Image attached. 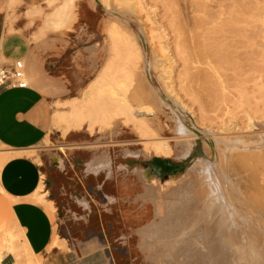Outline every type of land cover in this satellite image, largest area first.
Listing matches in <instances>:
<instances>
[{"label": "rangeland", "instance_id": "1", "mask_svg": "<svg viewBox=\"0 0 264 264\" xmlns=\"http://www.w3.org/2000/svg\"><path fill=\"white\" fill-rule=\"evenodd\" d=\"M48 1L45 0L38 5L42 8L43 15L36 18L33 25L24 17V12L29 9L28 6H19L10 10L7 8L8 0H0V12L6 13L7 21L14 30L23 32L29 38L34 50L39 54L36 61L44 67L42 71L34 70L36 78L30 86L38 88L47 99V136L40 145L24 153L23 156L31 158L41 167L42 178L44 177V180H42L44 191L49 193L48 200L54 203L57 210L55 218H52L49 214L55 225V231L57 230V234L54 235L59 240V247L57 248L61 247L55 253H72L76 257L83 245L95 242L101 245L100 249L88 257L85 256L81 264H158L159 262V264H162V262L165 264L168 257V260H173V262L169 263L167 260L166 264H190L189 262L196 264L198 261L193 259L194 256L198 258L200 251H202V253L200 252L201 256H199L201 259H198L202 262L206 256L203 254H206V251L209 250L208 246L211 247L210 242L212 243L214 240V242L221 244L224 240L222 245L225 246V227H222L225 224L221 222L222 225L217 226L218 220L224 222L225 219L223 217L222 201L219 200L222 192H216L215 194V191L219 190L217 188L220 187L214 185L209 187L204 181V176L197 178L196 163L198 160H202L208 165L216 164L217 173L220 177H223L224 174L229 175L228 169L231 165L229 157L233 154L236 162L234 163L238 167L240 146L235 144L232 145L234 148L232 146H229V148L223 144V140L233 141L238 136L236 140L248 137L260 142V139L264 138V0H108L107 3L113 10L114 7L118 9V12L121 10V13L129 19V25L122 26V31L128 35L132 34L130 35L132 39L136 37L138 40L140 37L143 38L146 44L147 59L150 63H153V59L156 58L157 61H160L159 65L161 64L162 68L157 69V67V70L150 68L153 86L165 97L171 99L170 95L173 94L172 96H175L174 98H177V102L179 101V104L183 107L176 103L173 97L171 100L182 107L190 118L193 117L191 120L194 123L196 122L197 127L210 131L211 135L215 132L216 139H219V142L222 140V143L220 142L217 146V158L209 156L210 154L208 155L203 141L198 140L191 155L184 160H178L175 155L178 150L177 142L174 141L177 138L175 133L177 123L175 120L167 118L168 115L171 117V112L168 109H162L161 114H159V111H157L159 108L150 101L147 103V99L142 97L143 93L140 89L138 90L139 97H136L138 99L134 97V92L138 88L139 71L141 72L142 62L140 61H136L138 69L133 73V82L130 84L127 97H130L134 108L136 106L137 108L148 106L154 111L157 108L155 112L159 121L153 125V129L158 135L156 138L173 141L170 145L175 154L169 159L153 155L148 158L149 160H146L142 155L143 151H141L144 148V143L141 141L136 129L131 124H125L124 117L116 118L108 125L97 123L92 126L93 128L82 129L80 132L70 131L72 132L71 135L63 138V128L53 124L52 116L67 114L72 108L69 102L80 100L90 90L103 68L109 63L112 54L109 49L108 34L111 26L116 21L103 8L96 5L94 0H71L74 5V12L77 15V21L60 33H56L52 29L42 31L43 18L53 10V8L48 7ZM64 1L66 0H55V7L60 6ZM125 2L130 3L132 6L136 4L133 8L130 5V9L125 5ZM115 25L120 27L118 23ZM161 47L167 50L165 54L162 53ZM91 48L92 50H90ZM154 55L157 57L155 58ZM29 70L30 68H28V72L26 71L27 77L30 75ZM160 78L163 79L162 83L165 81L163 84L159 80ZM165 83L169 90L163 86ZM134 104L136 105L134 106ZM250 118L252 123L255 122L254 124L259 125L260 130L255 134L245 135L244 129L251 122ZM159 127H161V130L158 129ZM226 137L234 138L230 140ZM219 146L221 148L223 146L226 152H223L225 150ZM235 146L237 147L235 148ZM237 148L239 149L233 150ZM237 151L239 153L236 155ZM262 151L256 157L242 159L249 167L250 164L252 167L258 166V162L261 161L259 167H257L258 169L251 167L254 172H259L260 185L264 184V166L261 165L264 162V156L262 157L264 149ZM127 152H137L139 156L137 158L129 157L125 155ZM228 153L231 155L229 156ZM257 158L258 160L255 162ZM155 161H163L164 166L173 169L161 176V173L155 169ZM97 167L102 168L97 173L93 172V169ZM252 169L245 174H252ZM164 175H167V178ZM260 177L263 178V181ZM185 178L191 182L189 203H187L188 199L185 202L187 205L180 199L170 198L168 195L157 198L158 200L148 196L150 192L148 186L150 185L157 187L161 184L177 187L185 181ZM198 182L202 187L201 189L197 186ZM202 183H204L203 186ZM193 184L195 185L193 190L197 193L192 190ZM252 186L246 188L247 195L245 196L251 213L249 218L250 216L259 217L261 215H256L258 211L255 210L261 209V205L256 203L255 197L257 194L256 191L253 192L255 186ZM215 188L216 190H214ZM248 194H253L255 197H251V200ZM109 199H112V202ZM191 200L193 202L190 203ZM198 200H200V203ZM81 202H85L87 207L82 206ZM182 202L184 205H182ZM177 205L182 206L177 207L179 211L175 209ZM183 207L186 209H183ZM202 207L205 214L202 212ZM161 208L162 210H160ZM252 209L254 210L252 211ZM194 210L196 213H194ZM180 211H183V215ZM190 213H193L192 215L197 218ZM179 214V217L183 218H181L182 220L178 219ZM211 216L214 217L211 218ZM173 217L175 221L172 219ZM175 217L180 221L178 224ZM186 217L188 218L186 220L187 224L185 223ZM262 217L261 220L264 225V218L262 219ZM0 218L5 221L4 224L15 231L10 213L5 207L1 194ZM170 219L173 220L171 222L173 226L177 224L173 228L170 222H166ZM194 219H198L201 224L197 225L199 222ZM202 220H205L207 227L211 226L208 231L206 227V229L202 227L204 224ZM206 220L212 221L211 224ZM192 225H195L194 228ZM2 226L3 223L2 225L0 223V233ZM179 226H181V231ZM183 228H189L187 229L189 238H180L184 237L183 235L186 236V231ZM195 228L196 231H194ZM197 231L198 233H196ZM179 232L184 234L180 235ZM206 232L214 239L206 235ZM199 234L206 237L207 241L205 238H200ZM175 235L180 236L176 238ZM192 235L193 237H191ZM194 236H197L196 241ZM263 236V233H260V236L257 235L259 239L260 237L263 239ZM158 237L159 239L156 240ZM207 237L212 238V241L208 240ZM160 238L168 241V238H171L172 241L164 243L166 247L169 245V248H167L168 250L171 249V253L170 250L167 251L166 249L165 251L166 247L163 248L160 245L164 242ZM178 238L181 241H178ZM219 238H221V242H218ZM183 239H186V241H183ZM201 239L203 242L205 240L203 244H201ZM60 240L64 241L61 242ZM148 240H150V243L146 245ZM151 242H155L156 245H152ZM170 242H173V245L177 243V246L171 245L173 250L172 247L170 248ZM180 242H182L181 245ZM217 243H214L216 245H213L216 247L212 245L211 249L213 250L214 247L216 250L221 251L218 252L214 249L215 251L213 250L212 253L210 250V253L215 254V256L208 252L209 256L214 258L210 259L207 254L206 258H208L204 259L203 264H213V261L215 264H225L226 258L229 261L228 256L225 254L226 249H220L223 246L220 245L219 247ZM65 244L66 247H63ZM147 247H149V250H147ZM175 247L179 249L183 247L184 251L180 250V253L182 251L185 255L179 254V250H176ZM203 249H207L206 253L203 252ZM163 251L169 252V256H165ZM172 251L175 252L173 254L180 257H176V255L170 257ZM156 253L165 257L162 258L158 254V257L161 258L159 260L155 256ZM148 255L150 257L153 255L158 260H155L156 258L153 256L149 259ZM188 256L193 258L188 259ZM219 256L220 258L216 262L215 257ZM42 257L44 258L43 264H47L51 256ZM187 260L192 261L188 262ZM227 263L229 264V262Z\"/></svg>", "mask_w": 264, "mask_h": 264}, {"label": "bare ground", "instance_id": "2", "mask_svg": "<svg viewBox=\"0 0 264 264\" xmlns=\"http://www.w3.org/2000/svg\"><path fill=\"white\" fill-rule=\"evenodd\" d=\"M128 1H131V0H128ZM107 2H108V0L107 1H105V0H94V3L96 5H98L101 8H103L105 10V12L107 14L111 15L113 17L112 19L114 21H116L120 25V27L116 26L115 24H117V23L115 22V24H113L111 26V28L109 30V34H108L109 35L108 36L109 37V49H110V53L112 54V58H111V60L108 61L109 63L103 68V70H102L100 76L98 77V79H96L94 81V84L90 88V90L89 91L86 90L87 92L83 95V97L80 100H72V101L69 102L70 105L72 106V108L67 114H65V115L64 114L63 115H55V116L52 117L53 124L58 125L59 128L62 127L63 128L62 135L65 136L70 131H81L82 129L91 128L93 125H95L97 123H99L101 125H108V124H110V122L112 120H115L116 118H119V117H124L125 124L126 125H130L131 124L136 129V131L138 132V135L140 136L141 141L144 143V148H143V150H141V151H143L142 155L144 156V158L148 159V158L152 157L153 155H155V156H159V157L162 156V157H165V158L169 159L170 157H172L175 154V152L173 151V149H172V147L170 145V143H172L173 141H169V140L164 139V138H156V136L158 137V135H156L157 133L153 129L154 123L159 121V118H158V116H157V114L155 112L156 109L159 108V110L157 109V111H159V114H161L160 111L162 109H168V111L171 112V117H170V115H168L167 118L170 119V120H173V121L175 120L176 123H177V131L175 132L176 135H177V138L174 139V141L177 142V146H178L177 153L175 154L177 159L178 160L187 159L191 155L192 151L194 150L195 143L198 140H202L203 141L204 146L206 148V151L208 152V155L210 154L209 156H213L214 158H217V153H216L217 146L219 145L220 142L222 143V140H220V142H219L218 141L219 139L218 140L216 139V137L214 136L215 132L211 135L210 131L205 130L203 128L197 127L196 126L197 124H195L196 122L194 123L191 120V118H193V117H191V118L189 117V115L185 112V110H183V108H182L183 106L181 104H179V101L177 102V100H176L177 98L175 99L174 98L175 96H172L173 94L170 95L171 99L174 98L175 102L178 103L179 105H181L182 107H180L178 104H175L169 97H165L164 95H162L159 92V90L153 86L152 79H151V74H150V68H153V69L154 68L156 69L157 67H158L157 69L162 68L161 64L159 65L160 61L156 60L157 59L156 55H154L156 59H153L154 60L153 63H150L148 61L146 44H145L143 38L140 37L139 40H138L137 37H136L137 39L136 38L132 39L131 38L132 36L130 37V35H132V34L128 35L127 33H124L122 31L121 27L122 26L126 27L127 25H129L128 24V23H130V22H128L129 19L121 13V10H119V12H118V9H115V7H114V10H113L111 8V6H109V4ZM119 2H121V1H119ZM125 3H126L125 5L128 6L130 9H131V7L133 8V6L136 4L135 3L132 6L130 3L128 4V2H125ZM122 4H124V3H122ZM130 5H131V7H130ZM161 49H162L161 50L162 53L165 54L167 50L164 47H161ZM90 50H92V48ZM92 53H93V51H92ZM183 55H184V53H183ZM136 61L142 62V66L140 67L141 69L139 68L141 70V72L139 71L140 76L138 77L139 78L138 79V81H139L138 82V88L135 87L136 91L134 92V97L135 98L139 97L138 90L140 89V91L143 93L142 94L143 96L142 95L141 96L147 99L146 100L147 103L150 101L151 103L156 105L157 108L155 109V111L153 109L149 108L148 106H140L138 108L136 106V108H137L136 109V108L133 107V105L131 103V100H130V97L129 98L127 97L128 89L130 88L131 82H133V73H134V71H136L138 69V67H137L138 65H137ZM249 68H251V67H249ZM252 68H254V67H252ZM159 80L162 83L163 79L161 80V78H160ZM164 82L165 81H163V83ZM27 83H28V80H27ZM28 85H29V83H28ZM163 86L166 87L167 86L166 83ZM168 88L166 87L167 90H169ZM131 98H132V96H131ZM136 99H138V98H136ZM77 101H79V102H77ZM135 105L136 104H134V106ZM250 121L251 122L244 129V134L245 135H248L250 133L255 134L256 132H258L260 130L259 125L254 124L255 122L252 123V119L251 118H250ZM160 128L161 127H159L158 129H160ZM160 130H158V131H160ZM228 134L231 135L232 133H228ZM238 134H240V133H238ZM258 134H260V133H258ZM226 136H227V134H226ZM228 137H226V138L230 139V140L234 138V137L233 138L232 137L228 138ZM236 138H238V136ZM236 138H235V140L233 139V141H229V140L226 141V139H225V141L223 140V142H224L223 144H225L228 147L232 146V145H235V144L240 146V149L239 148L233 149V150H238V149L240 150L239 151L240 153L238 151H237V153H235L236 151L233 152L236 155L239 153L238 156L240 157V159H238V161H237L238 162L237 163L238 167H236V165H235L236 162L234 161L235 159H234V156H233L232 152L230 151L232 155L229 154L230 152L228 153L229 156L231 155L229 157L231 159L230 160L231 162L229 161L231 165H230L229 169L226 168V169L229 170V173H228L229 175L224 174L223 177H220L219 173H217L218 169H217V165L216 164L208 165L205 162H203L202 160H198V162L196 163V166H195V171H196V177L197 178H199L201 176H204V181L208 184L209 187H211L213 185L216 186V187L217 186L220 187V188H217L219 190L215 191V194H216V192L217 193L218 192L219 193L222 192L221 193L222 196L220 197L222 199L219 198V200L222 201L223 217H224L225 221L223 222L221 220H218L217 226L221 222H222V224L223 223L225 224V225L220 224V225H222V227L223 226L225 227V230H224L225 231L224 232V237L226 239L225 246L222 245L224 243V240L222 241L221 238H219L218 242L222 241L223 243L221 242V244H219L217 242H214V240H213V242L212 243L210 242L209 245H211V247H212V245L214 243H217V245L219 244V247H220V245L223 246V248L221 247L220 249H223V250H224V248L226 249V253L225 254L228 256L229 261H227V258L225 257L226 258V260H225L226 263L225 264H228L227 262H229V264H264V236H263V239H261V237H260V239H259V237H257V235L260 236V233H263V235H264V225H263V221L261 220V217L264 215V186H263L264 184L262 183L263 185H260L261 182L259 180V176H260L259 172L256 173V171L254 172V170L252 169L253 167H256V169H258L257 167H259V165H260L259 162H261V161L258 162V164H259V165L257 164L258 166H253V167L251 166V164H250V167H249V165L245 161H242V159L245 160L248 157H252V156L256 157V155L261 154V153H259L260 151L263 152L262 150L264 149V138L260 139L261 140L260 142H256V140H252V138H248V137H243V139H241V140H236ZM240 138H242V137L240 136ZM222 139H224V138H222ZM232 147L234 148V146H232ZM232 147H231V150H232ZM236 147L237 146H235V148ZM222 148H223V146H222ZM219 149H218V151H219ZM223 150H225V149L223 148ZM223 152H226V150L223 151ZM125 155L129 156V157H134V158H137L139 156V154L137 152L136 153H128L127 152ZM226 155H227V153H226ZM263 156L264 155H262V157ZM107 160H109V159H107ZM257 160H258V158L255 160V162ZM3 162L4 161H0V171H1L2 166H3ZM108 162H110V161H108ZM261 165L264 166V162ZM219 168H220V166H219ZM251 169L253 171L252 174L247 173V175H246L245 173L247 171L251 170ZM261 173L262 172L260 171V174ZM236 175H238V176H236ZM141 176L144 178L142 173H141ZM261 177H260V179L262 180L264 177L263 178H261ZM190 183L191 182L188 179L185 178V181L181 185H179L177 187H171L170 185H161V184H159V186H157V187H153V185H150V186H148V188L150 189V192H149L148 196H150L152 199H157V198H160V197L163 198L164 196L168 195L170 198H174V199H177V200L180 199L184 203L188 199L187 203H189V199H190L189 197L191 195V191H190L191 184ZM204 183H202L201 185L203 186ZM221 183H222V186H221ZM197 184H198L197 185L198 188L201 189L202 187L199 185V182ZM252 185L255 186V190H253V192L256 191L257 195L252 192L253 194L256 195V197H255V195L253 196V194H248V196L250 198L251 197H255L256 200L258 201V202L256 201V203H260L262 210L261 209H256V207H257L256 206L255 207V209H256L255 211L256 212L258 211V214L256 213V215H258V216L260 214L261 215L259 217H254L253 216L254 218L250 216V218H249V215H251V213L249 212V210H250L249 203L247 202L248 200L246 201L245 196L247 195V189L246 188H248V186L251 187ZM197 186H196V188H197ZM194 187H195V185L192 186V190L194 189ZM214 190H216V188ZM43 191H44V187L42 185V186H40L39 190L37 191V193L33 197V200H34L35 203H38V204L44 206L46 208L47 213L50 214V216L52 218H55L57 210H56L54 204L47 200L48 193H44ZM198 191H200V190H198ZM250 191H252V190H250ZM194 193H197V191H194ZM209 199H211V197H209ZM247 199H249V198H247ZM251 200H252V198H251ZM198 201L200 203V200H198ZM211 201H212V199H211ZM218 201H217V204H218ZM163 202H165V201H163ZM174 202H176V201H174ZM191 202H193V200H191L190 203ZM202 202H205V201H202ZM171 203H173V202L171 201ZM184 203L182 205H184ZM206 203H207V201H206ZM254 203H255V200H254ZM154 204H155V202H154ZM163 204H165V203H163ZM193 204H191V205H193ZM157 205H158V203H157ZM168 205H170V204L168 203ZM191 205H190V207H192ZM251 205H253V204H251ZM159 206H157V207H159ZM165 206H167V205H165ZM178 206L182 207L180 205H177L176 208H175L176 211L178 210L177 209ZM199 206H201V205H199ZM174 207H172V208H174ZM186 207L189 208L188 206H186ZM205 208L208 209L207 207H205ZM183 209H186V208L183 207ZM194 209H195V206H194ZM197 209L200 210L199 208H197ZM160 210H162V208ZM253 210L254 209H252V211ZM182 212H181V214H182ZM202 212L203 213L205 212L203 210V207H202ZM173 213H174V211H173ZM194 213H196L195 210H194ZM207 213H209V212L207 211ZM169 216H171V215H169ZM179 216H180V214L178 215V217ZM192 216H194V215H192ZM213 217L211 216V218H213ZM181 218L182 217H179L178 219H181ZM195 218H197V217H195ZM263 218L264 217H262V219ZM161 219H162V216H161ZM172 219L174 220V217ZM172 219H170V221H166V222H170V224H171V222L173 221ZM175 219H176V217H175ZM187 219L188 218L186 217L185 218V223L186 224H187V221H186ZM200 219H202V217H200ZM221 219L223 220V218H221ZM194 220L199 222L197 225L201 224L200 221H198V219H194ZM0 221H1L0 222L1 225L3 223L2 230H1V233H0V264H3L4 259L7 256H9V255L14 257V259H15V263L14 264H43V262H44L43 258L40 257V256H36L32 252V250L30 249L27 241L25 240V238L23 236V232L21 233L20 229L17 228V227H16L15 231H13V229H10L7 224H4V221H2V220H0ZM196 221H194V222L196 223ZM204 221L205 220H202V223ZM206 221L210 222V224L212 222V221H208V220H206ZM160 222H162V221H160ZM163 222H164V219H163ZM166 222H165V226H166ZM176 222L178 224V222H180V221L176 219ZM170 224H169V227H170ZM177 224H175V225H177ZM174 226L171 224L172 228ZM192 226L194 228L195 225H192ZM200 226H202V225H200ZM202 227H204V228L206 227L207 231H208V229H210L209 227H211V226L209 225L207 227L205 225V222H204ZM180 228H181V226H179V229ZM157 229H158V227H157ZM183 229H185V228H183ZM187 229H189V228L185 229L186 236L183 235L184 237H180L181 239L188 237L187 236V234H188L187 233ZM205 229H204V231H205ZM158 230H160V229H158ZM181 230L182 229H180V231ZM157 231H155V232L157 233ZM194 231H196V228L194 229ZM201 231L203 232V230H201ZM212 231H213V229H212ZM171 232H172V230H171ZM188 232H189V230H188ZM193 233H195V232H193ZM196 233H198V231ZM147 234H145V235H147ZM175 234H177V233H175ZM178 234H180V232ZM182 234H184V233H182ZM182 234H180V235H182ZM201 234H203V233H201ZM205 234L209 235L207 232ZM212 234H214V233H212ZM180 235H177V236H180ZM193 235L191 237H193ZM177 236H176V238H177ZM194 237L196 238L197 236H194ZM199 237L201 238L202 235L200 236V234H199ZM209 237H212V236L209 235ZM209 237H207L208 240L212 241L213 237L210 238V239H209ZM180 238H178V241L180 240ZM202 238L206 239V237H202ZM157 239H159V237L156 238V240ZM160 239L164 240V238H160ZM168 239H169V241L171 240V238H168ZM150 240H148L146 242V245L150 243L149 242ZM196 240H197V238L195 239V241ZM216 240H217V238H216ZM153 241H154V239L152 240V242ZM166 241H168V240L165 239L164 242L161 241L162 244L160 243V245L163 246V248L166 247V246H164V243ZM183 241H186V239L185 240L183 239ZM201 241H202V239H201ZM206 241H207V239H206ZM158 242H159V240H158ZM189 242H190V240H189ZM204 242H205V240H204ZM204 242L202 241L201 244H203ZM170 243H171L170 244V248L172 247V250H173V246L174 245L177 246L176 245L177 243L174 244V245H173V242H170ZM181 243L182 242H180V245H181ZM205 244H204V247H205ZM152 245H156L155 242L152 243ZM171 245H173V246H171ZM214 245H216V244H214ZM144 246H145V243H144ZM182 246H184V245H182ZM192 246H193V244H192ZM206 246H208V245H206ZM57 247H59V240L57 238H55L53 240L50 248H49V250H50L49 252H51L52 249H56ZM149 247H147V250H149ZM167 247L169 248V245ZM167 247L165 248V251L167 249V251L170 250L169 252L171 253V249L168 250ZM178 247H181V246H178ZM184 247H186V246H184ZM211 247L208 246L209 250L203 249L204 250L203 252H205L207 250L206 251L207 253L205 252L206 254H203V255L207 256L208 252L210 253V250L212 252L215 249L214 247H216V246L213 247V250L211 249ZM182 248L179 249V248L175 247L176 250H179L178 251L179 254H182V255L184 254L185 255V253H182V251H184ZM186 249H185V252H186ZM144 250H146V249H144ZM180 250H182L181 253H180ZM165 251H163V252H165ZM216 251L219 252L221 250H216ZM169 252H165V256H169V254H170ZM178 252L176 251L177 254H178ZM189 252H190V250H189ZM200 252L202 253V251H200ZM200 252H199V255L197 256L198 258H199V256H201ZM173 253H175V252L172 251V255H170V257L173 256V255L174 256L176 255V257L179 256V255L173 254ZM191 253H193V252H191ZM197 253H198V250H197ZM156 254H155V256H157V258H159L158 257L159 253H156ZM160 254H161V252H160ZM210 254H208V256ZM219 254H221V253H219ZM219 254H216V255H219ZM192 255H194V253ZM211 255L215 256V254H211ZM223 255H221V257H223ZM155 256H153V257H155ZM160 256H162V255H160ZM165 256H162V258H164ZM186 256H182V257H186ZM206 256H205V258H206ZM212 256L211 257L209 256L210 259L212 258ZM151 257L149 256V259ZM190 257L191 256H188V259ZM194 257L195 258L193 260L194 261H198V263H199L200 262L199 259H201V258L198 259V258H196V256H194ZM202 257L204 258V256H202ZM157 258L155 260H158ZM168 258L166 259V261L168 260ZM192 258L193 257H191L190 259H192ZM215 258L217 259L215 261L218 262V259L220 258V256L219 257H215ZM204 259H203V261H204ZM159 260H161V258H159ZM166 261H165V264H166ZM185 261H186V259H185ZM189 261H192V260H189ZM203 261L200 262L199 264H201V263L203 264ZM222 261H223V259H222ZM222 261H221V263H223ZM170 262L172 263L173 260L172 261L170 260L169 263ZM182 262H183V260L181 261V263ZM189 263L191 264L192 262H189ZM198 263H196V264H198ZM162 264H164V262H162ZM213 264H215L214 261H213Z\"/></svg>", "mask_w": 264, "mask_h": 264}, {"label": "crops", "instance_id": "3", "mask_svg": "<svg viewBox=\"0 0 264 264\" xmlns=\"http://www.w3.org/2000/svg\"><path fill=\"white\" fill-rule=\"evenodd\" d=\"M44 1L8 0L7 8L13 10L19 6H28L24 17L33 25L35 19L43 15V10L38 5ZM54 2L55 0L47 2L48 7L53 10L43 18L41 30L52 29L60 33L77 21V15L71 0H66L56 7ZM38 57L39 54L34 50L29 38L23 32L14 30L7 21L6 13L0 12V66L10 68L14 62L24 61L27 72L30 68V75L26 76L30 86L35 82L34 70H44L42 64L36 61ZM47 105L45 95L34 86L26 89L0 90V161H4L0 171V194L10 213L12 224L15 229L17 227L21 233L23 232L25 240L36 256H51L47 264H81L85 256L96 253L101 245L95 242L86 243L76 257L72 253H55L61 247L49 252L57 230L54 231L55 225L46 209L33 200L40 186L44 187L42 181L44 177L42 178L41 167L31 158L23 156L40 145L47 136ZM71 133L63 138L70 136ZM155 164L159 167L155 166V169L161 176L173 169L164 166L162 162ZM101 168H94L93 172L97 173ZM109 201L112 202V199ZM81 205L87 207L85 202H81ZM0 220L4 221L2 218ZM63 247H66V244ZM109 256L111 257L110 253ZM11 263L14 264L15 259L9 255L3 264Z\"/></svg>", "mask_w": 264, "mask_h": 264}, {"label": "built area", "instance_id": "4", "mask_svg": "<svg viewBox=\"0 0 264 264\" xmlns=\"http://www.w3.org/2000/svg\"><path fill=\"white\" fill-rule=\"evenodd\" d=\"M28 87L24 61H16L10 68L0 66V90L4 88L26 89Z\"/></svg>", "mask_w": 264, "mask_h": 264}, {"label": "trees", "instance_id": "5", "mask_svg": "<svg viewBox=\"0 0 264 264\" xmlns=\"http://www.w3.org/2000/svg\"><path fill=\"white\" fill-rule=\"evenodd\" d=\"M157 162H163V161H157ZM172 175V174H171Z\"/></svg>", "mask_w": 264, "mask_h": 264}, {"label": "water", "instance_id": "6", "mask_svg": "<svg viewBox=\"0 0 264 264\" xmlns=\"http://www.w3.org/2000/svg\"><path fill=\"white\" fill-rule=\"evenodd\" d=\"M147 160V159H146ZM149 160V159H148Z\"/></svg>", "mask_w": 264, "mask_h": 264}]
</instances>
